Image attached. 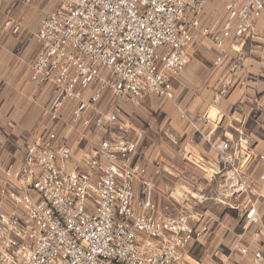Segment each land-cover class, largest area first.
Here are the masks:
<instances>
[{"label": "built area", "instance_id": "obj_1", "mask_svg": "<svg viewBox=\"0 0 264 264\" xmlns=\"http://www.w3.org/2000/svg\"><path fill=\"white\" fill-rule=\"evenodd\" d=\"M206 1L58 0L43 17L30 70L35 82L54 89L47 115L56 119L62 102L75 99L71 120L117 127L120 133L84 152L83 167L72 170L65 168L71 149L56 143L54 131L25 147L15 185L0 189L9 204L0 207V264H187V246L205 237L208 225L195 228L183 211L167 216L158 210L145 168L132 162L136 144L117 126L116 102L105 111L99 102L106 94L133 105L149 94L171 99L172 78L187 64L193 31L209 32L199 19ZM221 1L225 18L214 37L216 48L227 38L242 43L260 37L256 25L264 0ZM4 26L15 34L21 23L8 14ZM243 143H249L246 136L236 140L234 150ZM217 147L224 153L229 143ZM257 160L264 183V152ZM239 173L226 177L224 193L244 192ZM251 192L236 209L243 231L256 243L248 264H264V212L259 191ZM232 249L249 252L246 243Z\"/></svg>", "mask_w": 264, "mask_h": 264}, {"label": "crops", "instance_id": "obj_2", "mask_svg": "<svg viewBox=\"0 0 264 264\" xmlns=\"http://www.w3.org/2000/svg\"><path fill=\"white\" fill-rule=\"evenodd\" d=\"M57 4L58 0H0V189L15 185L13 175L25 147L37 137L54 131L56 143L71 149L65 168L72 170L83 167L84 152L92 153L101 140L120 133L117 127L104 130L71 120L75 99L62 102L56 119L46 113L54 89L32 79L30 64L40 48L35 37L39 24ZM222 4L206 1L199 19L209 32L193 31L187 64L172 78L171 99L149 94L133 105L106 94L99 102L103 111L116 102L117 126L136 144L132 162L145 168L158 210L167 216L183 211L195 228L208 225L205 237L187 246V264H224L226 252L219 239L235 236L236 207L247 197L240 202V195L224 193L223 181L233 171L247 170L264 152V13L256 25L259 38L242 43L227 38L218 49L214 37L225 18ZM8 14L21 23L15 34L4 26ZM88 117L91 120L93 114ZM243 136L249 143L235 151L236 140ZM221 141L229 143L224 153L217 147ZM256 183L264 212V183L259 177ZM139 189L136 181V196ZM8 205L0 194V207ZM246 237L249 252L236 264H248L256 246Z\"/></svg>", "mask_w": 264, "mask_h": 264}, {"label": "rangeland", "instance_id": "obj_3", "mask_svg": "<svg viewBox=\"0 0 264 264\" xmlns=\"http://www.w3.org/2000/svg\"><path fill=\"white\" fill-rule=\"evenodd\" d=\"M261 170V164H259L256 157L253 159L252 165L249 166L247 170L238 174L240 181H242V184L244 186V192L239 197H237L238 201L242 202L244 198L252 196L251 190L256 187L255 185L257 184V177ZM234 222L235 236H232L229 239V237L227 238V236L224 235L219 239L220 246L226 252L224 264H236V261H239L242 257L244 258L245 256L238 254L232 249L234 243L236 242L245 243L247 239L246 236H248L247 233L243 231L242 226L238 221H236V219Z\"/></svg>", "mask_w": 264, "mask_h": 264}]
</instances>
